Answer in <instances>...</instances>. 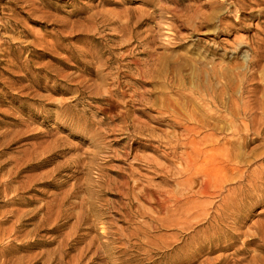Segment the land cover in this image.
Here are the masks:
<instances>
[{"label":"rangeland","instance_id":"obj_1","mask_svg":"<svg viewBox=\"0 0 264 264\" xmlns=\"http://www.w3.org/2000/svg\"><path fill=\"white\" fill-rule=\"evenodd\" d=\"M217 89L241 112L225 128L256 139L204 195L179 159L201 136L175 157L160 137ZM262 95L264 0H0V264H264V192L247 187L264 130L241 111Z\"/></svg>","mask_w":264,"mask_h":264},{"label":"bare ground","instance_id":"obj_2","mask_svg":"<svg viewBox=\"0 0 264 264\" xmlns=\"http://www.w3.org/2000/svg\"><path fill=\"white\" fill-rule=\"evenodd\" d=\"M209 74H215L213 73L214 70H208L205 71V73ZM219 77V76H218ZM210 78V77H209ZM218 90V89H217ZM219 91V92H218ZM217 92H213L207 95V99H203L202 97H196L197 100L203 101L204 107L202 110H199V108L195 109H183L177 108L176 110H172V113L167 115L165 114V119L168 121L174 120L175 126L178 128L180 127L182 129L181 134H172V135H163L160 138H163L164 145L163 147H167L170 150V156L175 157L176 149L182 147L188 146L192 141L191 139L196 137H200V140L198 142H193L195 147L191 150L190 154L187 155L185 159L182 158V156L179 157L180 162L182 161L185 166V172L187 174H191V171L193 174H201L207 178V181L203 182V184L200 187V194L207 195L210 189L214 186H220L222 187L223 184L236 180L237 179V157L233 154L229 153V147H237V141H240L241 144L246 145L247 143H251L256 138H250L251 136L249 133V128L247 125H244V129L242 131H245V133H241L239 130H237V125H231L233 124L234 120H230V124L228 126V129L225 128V122L224 118L220 117V114L223 113L222 111L228 110V113L231 114V117L235 116L234 113L237 112L236 115H238V112H240V109L237 108V104L235 101L225 100V95L223 94L222 90H218ZM263 94V92H262ZM193 95V94H192ZM198 95V94H197ZM263 96V95H262ZM233 100V98H232ZM256 103H259L261 107V111L259 114L255 112H251L252 108L242 107L241 111L244 115L248 114L249 117V123L252 125H255L256 131L259 132L260 130H264V96L263 99L257 100ZM257 104V105H259ZM257 107V106H254ZM258 108V107H257ZM163 109V108H162ZM161 109V110H162ZM165 109V108H164ZM163 109V110H164ZM198 109V112H197ZM254 109V108H253ZM234 111V113H233ZM257 111V110H256ZM165 112V111H164ZM169 112V111H168ZM226 112V111H225ZM258 112V111H257ZM162 113V112H160ZM201 113V114H200ZM164 114V113H163ZM161 114V115H163ZM167 115V116H166ZM240 116V115H239ZM230 117V118H231ZM241 117V116H240ZM164 119V118H162ZM235 119V118H234ZM228 119L226 120V122ZM222 125V126H221ZM142 128V127H140ZM136 129V128H135ZM241 130V129H240ZM141 131V130H139ZM230 131V133L228 132ZM133 132V131H132ZM227 132L230 137L226 138L223 137L222 134ZM136 134V132H135ZM154 135V134H153ZM152 136V135H151ZM261 136V135H260ZM158 139V138H157ZM162 141V140H161ZM153 142V141H152ZM174 142V143H173ZM180 146V147H179ZM146 148H150V145H145ZM181 147V148H182ZM189 147V146H188ZM158 148V147H157ZM187 148V147H186ZM185 148V149H186ZM248 149V148H246ZM231 150V149H230ZM180 151V150H179ZM189 153V152H188ZM181 154V153H180ZM247 154V153H246ZM244 155V154H243ZM169 156L168 154L166 155ZM245 157V155H244ZM256 157V156H255ZM258 157V156H257ZM145 158V157H144ZM239 158V155H238ZM242 158V157H241ZM246 158V157H245ZM252 159V158H251ZM142 160V159H141ZM145 160V159H144ZM146 160H148L146 158ZM145 160V161H146ZM149 162V161H148ZM147 162V163H148ZM241 162V161H239ZM212 163V165L210 164ZM249 164V163H247ZM146 165V164H145ZM264 166V165H263ZM246 168V167H245ZM261 168V167H260ZM152 169V168H151ZM184 170V168H183ZM246 170V169H245ZM171 171V170H170ZM251 172V171H250ZM165 173V172H164ZM241 173V172H240ZM252 173V172H251ZM166 174V173H165ZM185 174V175H187ZM250 174V173H249ZM254 174V173H252ZM133 175V174H131ZM244 175V174H243ZM123 176V175H122ZM248 176V174H247ZM131 177V176H130ZM246 178V177H245ZM132 179V178H131ZM240 179V178H239ZM194 177H188L185 181H183L182 186H185L188 191L191 190ZM245 180V179H244ZM250 185L247 186L250 191L256 192H264V174H261L257 177L249 176ZM137 182V181H136ZM199 182V181H198ZM239 182V181H238ZM241 183V182H240ZM239 183V184H240ZM246 183V181H245ZM200 184V183H199ZM238 184V185H239ZM124 189H129V182L125 181L123 184ZM178 185V184H177ZM241 185V184H240ZM244 185V184H243ZM181 186V185H180ZM215 188V187H214ZM240 188V187H239ZM242 188V187H241ZM80 189V188H79ZM178 189V188H177ZM246 189V188H245ZM217 190V189H216ZM228 190V189H227ZM136 191V190H135ZM177 191V190H176ZM182 191V190H181ZM215 191V190H213ZM212 191V193H213ZM162 192V191H161ZM259 192V193H260ZM138 193V192H136ZM159 193V192H158ZM177 193V192H176ZM211 193V192H210ZM232 193V192H231ZM234 193V191H233ZM236 193V192H235ZM243 194V192L241 191ZM247 193V192H246ZM149 194V193H148ZM163 194V193H162ZM172 194V193H171ZM170 194V195H171ZM189 194V193H187ZM218 194V193H217ZM222 194V193H221ZM127 197L129 195L125 194ZM169 195V194H168ZM169 195V197H171ZM210 195V194H209ZM216 195V194H213ZM212 195V196H213ZM250 195V193L248 194ZM263 195V194H262ZM156 196V195H155ZM164 196V195H163ZM166 196V193H165ZM174 195H172L173 197ZM195 196V195H194ZM211 196V195H210ZM219 196V195H218ZM236 196V195H234ZM239 196V195H238ZM241 196V195H240ZM257 196V195H256ZM264 196V195H263ZM161 197V196H160ZM168 197V198H169ZM202 197V196H201ZM209 197V196H208ZM231 196H229L230 198ZM233 197V196H232ZM253 197V196H252ZM155 198V197H154ZM157 198V197H156ZM179 199V197H177ZM175 199L173 204L176 205L179 204V200ZM190 198V197H189ZM204 198H206L204 196ZM227 198V197H226ZM228 198V200H229ZM240 198V197H239ZM246 198V197H245ZM133 199V198H131ZM146 199V198H145ZM170 199V198H169ZM182 199V198H181ZM184 199V198H183ZM225 199V198H224ZM234 198H232L233 200ZM236 199V198H235ZM250 199V198H249ZM226 200V199H225ZM229 200V201H232ZM129 201V200H128ZM133 201V200H132ZM157 201L160 203L162 208L165 210L169 209V206L167 204L168 199L167 198H158ZM187 201V200H186ZM130 203V202H129ZM139 203V202H138ZM191 203V202H190ZM207 203V202H206ZM228 203V202H227ZM231 203V202H229ZM235 203V201H234ZM240 203V202H239ZM244 203V202H243ZM197 204V203H196ZM238 204V203H237ZM192 205H194L192 203ZM171 206V205H170ZM198 206V205H197ZM202 206V205H201ZM218 206V205H217ZM230 206V205H229ZM181 207V206H180ZM192 207V206H191ZM195 207V206H194ZM235 207V206H234ZM233 207V208H234ZM175 208V207H174ZM197 208V207H196ZM202 208V207H201ZM230 207L227 206L226 209H229ZM231 209V208H230ZM229 209V210H230ZM156 210V209H155ZM189 210V209H188ZM136 211V210H135ZM168 211V210H167ZM201 211V210H200ZM222 211V210H221ZM233 211V210H232ZM199 213V212H198ZM191 214V213H190ZM228 214V213H227ZM174 215V214H173ZM205 216L206 214H202ZM199 214V216H202ZM226 215V213H225ZM224 215V216H225ZM194 216V215H193ZM198 216V215H197ZM208 216V215H207ZM94 217V216H93ZM222 217V216H221ZM89 218V217H88ZM198 218V217H197ZM204 217H201L200 220H202ZM231 218V217H230ZM215 219H219V214ZM177 220V219H176ZM150 221V220H149ZM221 221V220H220ZM163 222V221H162ZM172 222V221H171ZM174 222V221H173ZM176 222V221H175ZM174 222V223H175ZM215 222V220H214ZM218 222V221H217ZM170 223V222H169ZM177 223V222H176ZM175 223V224H176ZM216 223V222H215ZM141 224V223H140ZM179 224H181L179 222ZM178 224V225H179ZM165 225V224H164ZM88 226V225H87ZM176 226V225H175ZM155 227V226H154ZM213 227V226H211ZM214 229V228H213ZM211 233V232H210ZM98 236V235H97ZM207 238V237H206ZM204 238V239H206ZM263 239V238H262ZM211 240V239H210ZM91 241V240H90ZM93 243V242H92ZM58 249V248H57ZM98 249V248H97ZM101 249V248H100ZM92 250V249H91ZM95 250V249H94ZM102 250V249H101ZM85 253V252H84ZM93 253V251H92ZM83 254V253H82ZM94 254V253H93ZM87 256V254H86ZM95 256V255H94ZM98 256V255H97ZM94 261V260H93Z\"/></svg>","mask_w":264,"mask_h":264}]
</instances>
